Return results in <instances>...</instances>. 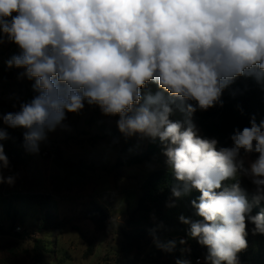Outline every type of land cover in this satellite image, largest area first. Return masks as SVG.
<instances>
[{
    "label": "clouds",
    "instance_id": "clouds-1",
    "mask_svg": "<svg viewBox=\"0 0 264 264\" xmlns=\"http://www.w3.org/2000/svg\"><path fill=\"white\" fill-rule=\"evenodd\" d=\"M3 36L20 50L8 67L24 69L19 76L34 81L36 95L0 115L3 125L25 130L27 152L38 154L47 133L85 101L118 116L125 136L164 145L179 182L171 187L173 198L200 193L191 201L200 219H179L187 236L206 248V264H239L247 224L264 234V212L252 215L253 203L264 201V119L253 116L249 126L234 129L230 147H217V139L197 134L191 116L222 107V94L237 77L264 84V0H0V43ZM153 81L168 97L142 96ZM175 99L184 121L170 119ZM6 139L0 128V141ZM242 152L257 154L247 168ZM9 164L0 143V183L11 185L14 177L3 176ZM241 173L255 185L253 202L241 188ZM154 242L166 252L176 247V241Z\"/></svg>",
    "mask_w": 264,
    "mask_h": 264
},
{
    "label": "rangeland",
    "instance_id": "rangeland-1",
    "mask_svg": "<svg viewBox=\"0 0 264 264\" xmlns=\"http://www.w3.org/2000/svg\"><path fill=\"white\" fill-rule=\"evenodd\" d=\"M19 52L18 46L3 36L0 67L6 70L13 68L8 67L6 62ZM248 79V76H240L235 80L247 82ZM20 80L26 81L27 78L20 77ZM14 84L18 83H11ZM13 88L16 87L11 86L16 91ZM144 88L153 95L163 92L168 97L155 81ZM4 93L5 88L0 87V97L7 99ZM19 96L18 90L14 92V97ZM171 106L173 112L170 119L183 121V111L179 108L181 102L175 99ZM97 108L85 101L84 108L78 113L66 112L64 126L47 133L46 140L40 143L38 154L31 155V159L18 170H3V176L14 177V183H0V223H4L7 229L9 214L15 215L12 210H16L19 214L16 226L23 229L17 235H23V238L14 236L13 232L0 238V248H3L0 264H37L36 252L39 251H43L41 264H118L126 246L125 231H130L132 227L142 228L143 219L139 215L132 224L128 220L134 213L141 186L147 178L159 170L169 169L167 158L163 151L158 160H147L133 167H116L118 155L122 154L127 159L140 154L155 139L140 134L125 136L117 127L118 116L102 114L90 122ZM0 124L6 126L2 121ZM241 158L246 168L256 159L249 156ZM63 162L72 166L66 167ZM238 176L250 189H255L249 176L242 173ZM40 196L44 198L41 204V199H38L39 202L31 199ZM98 207L103 209L102 215L106 217L99 216L97 220L102 222L96 225L87 217L92 216ZM45 209L51 213V220L60 225L39 232L35 225ZM146 219L154 226L152 230L149 228L153 235L129 254L128 264H173L176 253L190 256L192 264H197V260L199 264H206L204 256L200 259L191 256L192 239L178 236V218L171 222L159 213H151ZM254 227L247 224V247L249 251L252 248L260 251L261 261L254 263L252 256L245 257L241 251L238 253L239 264H264V237L255 232ZM183 238L185 244L180 243ZM157 239L161 243L176 241V247L171 252L163 251L156 246L154 241ZM11 253L15 256L11 257Z\"/></svg>",
    "mask_w": 264,
    "mask_h": 264
},
{
    "label": "trees",
    "instance_id": "trees-1",
    "mask_svg": "<svg viewBox=\"0 0 264 264\" xmlns=\"http://www.w3.org/2000/svg\"><path fill=\"white\" fill-rule=\"evenodd\" d=\"M7 70L4 67H0V87L5 88V93L8 98L0 97V115L6 114L9 112L18 111L20 105L22 103L29 102L36 93L33 91V83L31 80H15L3 82L2 77L3 74ZM248 81H238L234 80V82L224 90L222 94L223 106H214L209 108L206 111L197 110L192 116L191 120L196 126V128L200 131L201 137L203 138H215L218 140L217 147H230L232 145V141L230 139L231 134L234 129L240 128L241 130L249 126L250 119L255 116L257 122L264 119V84L258 83L253 77L248 76ZM11 83H18L11 85ZM11 86L16 88L15 90L11 89ZM20 92L19 97H14V92ZM7 92H10L7 93ZM142 96L148 95L150 92L147 89H141ZM9 94V95H8ZM168 93H166L167 95ZM189 103V102H185ZM102 111L100 108L95 109L92 114V118H90V122L98 119L102 115ZM184 118L183 121L187 119V115L183 112ZM0 128H4L8 135L9 139L4 141H0L3 143L5 154L9 159V168L4 170H18L19 167L25 165L28 160L31 159L32 153H29L23 147V133L24 129L17 128L12 129L7 126H2L0 124ZM164 151V145L161 144L158 138L154 140L153 143L149 144L147 149L140 154H135L133 156H129L127 159L124 158L122 154L117 156V164L116 167H133L137 165L144 164L147 160L152 161L154 159L158 160L160 154ZM242 157H252L257 158V154H247L245 155L243 152L241 153ZM66 167H71L72 165L68 162H63ZM105 170L104 167H101ZM240 181L241 188L245 190L247 198L249 202L252 201V196L255 192V189L252 190L250 187L238 176ZM179 183L175 180V177L172 175L170 169L159 170L153 174H151L147 180L141 186V195L139 200L137 201V205L135 207L134 213L130 216L128 223L132 224L136 221L137 216L139 215L142 222V228H133L130 231H125L127 233L126 236V246L124 247L122 253L119 257L118 264H128V256L129 254L139 248V245L146 242L147 238L151 237L153 233L149 230V228L154 229V226L149 223L146 219L148 215L151 213H159L165 219H170L173 222L176 218L179 219L180 216H184L186 218H190L192 220L200 219L193 208L191 201L194 199H198L200 193L196 190H193L189 195L184 196L179 199H175L171 196V187L174 184ZM226 184L232 183V181H226ZM33 200H40V204L44 199L42 196L37 198H31ZM175 201V202H174ZM174 202L169 207L168 204ZM45 206L47 203L44 204ZM47 207V206H46ZM15 215L9 214V227L7 229L4 227V223L0 226L1 234H10L14 233V229L16 228V224L19 219V214L16 210H12ZM264 212V201L259 204L253 203L252 215L256 213ZM103 209L98 207L92 216H88L87 219L92 220L94 223L102 222L101 220H97L99 216L105 218ZM23 218V217H22ZM51 213L48 212V209L43 211V214L40 218H38L36 222V228L39 232L48 231L54 228L59 227V223L51 220ZM2 221V220H1ZM4 222V221H3ZM7 222V221H6ZM23 222V221H22ZM177 224L178 227V236L180 237H188L187 230L188 225L183 224L180 219ZM251 225L252 223L249 222ZM8 225V224H7ZM262 234V233H261ZM14 236H18L23 238V235H17V233L13 234ZM264 237V234H262ZM184 239V238H183ZM192 239V238H191ZM182 239H180L181 241ZM247 240V239H246ZM193 248L191 251V256L196 259L207 255V250L205 247L198 244L195 239H192ZM41 241H39L40 243ZM38 243V244H39ZM38 246V245H37ZM3 248H0V252ZM37 250V249H36ZM8 253V252H3ZM42 254L43 251L36 252V263L41 264L42 262ZM243 254L245 257L252 256V262L259 263L261 261V253L260 251H255L254 248L243 250ZM15 256L11 253V257ZM190 256L185 255L184 257L180 253H176L174 255L173 264H176L178 259H189ZM8 258H6L7 260ZM136 264V263H129Z\"/></svg>",
    "mask_w": 264,
    "mask_h": 264
},
{
    "label": "water",
    "instance_id": "water-1",
    "mask_svg": "<svg viewBox=\"0 0 264 264\" xmlns=\"http://www.w3.org/2000/svg\"><path fill=\"white\" fill-rule=\"evenodd\" d=\"M21 73V70L19 68L13 67L9 70H7L2 77L3 82H8V81H15L20 79L19 74Z\"/></svg>",
    "mask_w": 264,
    "mask_h": 264
},
{
    "label": "built area",
    "instance_id": "built-area-1",
    "mask_svg": "<svg viewBox=\"0 0 264 264\" xmlns=\"http://www.w3.org/2000/svg\"><path fill=\"white\" fill-rule=\"evenodd\" d=\"M0 226H2V224L0 223ZM21 232H23V229L18 225V226H16V228L14 229V233H17V234H20ZM5 236V234H1L0 233V238L1 237H4Z\"/></svg>",
    "mask_w": 264,
    "mask_h": 264
}]
</instances>
